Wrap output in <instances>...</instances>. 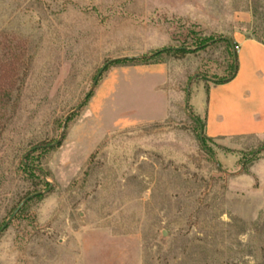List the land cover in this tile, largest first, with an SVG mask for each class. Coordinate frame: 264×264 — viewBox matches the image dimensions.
Wrapping results in <instances>:
<instances>
[{"label": "rangeland", "instance_id": "rangeland-1", "mask_svg": "<svg viewBox=\"0 0 264 264\" xmlns=\"http://www.w3.org/2000/svg\"><path fill=\"white\" fill-rule=\"evenodd\" d=\"M234 29L264 0H0V264H264V137L199 139Z\"/></svg>", "mask_w": 264, "mask_h": 264}, {"label": "crops", "instance_id": "crops-1", "mask_svg": "<svg viewBox=\"0 0 264 264\" xmlns=\"http://www.w3.org/2000/svg\"><path fill=\"white\" fill-rule=\"evenodd\" d=\"M228 38L238 45L236 72L228 81L207 86L203 133L209 138L264 137V44L239 29Z\"/></svg>", "mask_w": 264, "mask_h": 264}, {"label": "trees", "instance_id": "trees-1", "mask_svg": "<svg viewBox=\"0 0 264 264\" xmlns=\"http://www.w3.org/2000/svg\"><path fill=\"white\" fill-rule=\"evenodd\" d=\"M253 37L264 44V37H261V36L255 35V34L253 35ZM220 41L224 42L227 45L228 49L230 50V53H231L230 55H231V58H232V62H231V65H230L229 73L226 76L222 77V78L215 79L213 81L215 83L228 81L229 79H231L234 76V74L236 72V53H235L236 50L234 49L235 43L230 38H228V39L227 38H220ZM190 52H192V49H189V48H187L185 46L169 47V48H164V49L158 50V51L152 53L151 55H143L141 57H132V58H117V59L111 60L110 63H119V64H126V65L147 64V63L154 62L155 59L158 58L161 54L171 53L175 57H183V56H185L186 54H188ZM200 125L203 127V123L200 124ZM206 138H209V137H207L203 133L201 142L204 143V139H206ZM46 145L47 144L38 145L36 148L47 147ZM28 158H29V152H27L25 154L24 159L28 160ZM25 166H27L26 167L27 169H28V167H31L30 164H28V163ZM38 194H35L34 196H37Z\"/></svg>", "mask_w": 264, "mask_h": 264}, {"label": "water", "instance_id": "water-1", "mask_svg": "<svg viewBox=\"0 0 264 264\" xmlns=\"http://www.w3.org/2000/svg\"><path fill=\"white\" fill-rule=\"evenodd\" d=\"M223 38H227L228 39V37H223ZM232 45V44H231ZM233 46V45H232ZM103 69H104V66H102L100 69H99V71H98V73H97V75H96V77H95V80H94V83H93V86L96 84V82H97V80H98V78H99V76H100V74H101V72L103 71ZM189 88V83H188V85H187V89ZM89 93H90V91L86 94V96L84 97V99H83V101L80 103V105L79 106H77L75 109H74V111H77L80 107H81V105L83 104V102L86 100V98L88 97V95H89ZM188 92H187V95H186V100H185V107L187 106V104H188ZM70 114H68L67 116H66V119L68 118V116H69ZM64 133V132H63ZM63 136V135H62ZM62 136H61V138H62ZM202 136H203V127L200 125V131H199V139H200V141H202ZM61 138L60 139H58L57 141H55L54 143H51V144H47L46 146L47 147H52V146H55V145H57L60 141H61ZM27 153V152H26ZM26 153H24V155H23V157H22V163H25V161H24V156H25V154ZM43 176H44V173H43ZM35 194H38V192L37 193H34V194H32V195H29V196H27L24 200H22L21 201V203L17 206V208L15 209V211L11 214V216L2 224V226L0 227V233L7 227V225H8V223L14 218V216L16 215V213L19 211V209L23 206V204L26 202V201H28L32 196H34Z\"/></svg>", "mask_w": 264, "mask_h": 264}, {"label": "built area", "instance_id": "built-area-1", "mask_svg": "<svg viewBox=\"0 0 264 264\" xmlns=\"http://www.w3.org/2000/svg\"><path fill=\"white\" fill-rule=\"evenodd\" d=\"M237 48H238V45L235 44V45H234V49L236 50Z\"/></svg>", "mask_w": 264, "mask_h": 264}]
</instances>
